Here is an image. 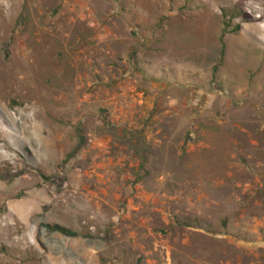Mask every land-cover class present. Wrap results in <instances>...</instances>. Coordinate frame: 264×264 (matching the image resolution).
Masks as SVG:
<instances>
[{"label":"rangeland","instance_id":"obj_1","mask_svg":"<svg viewBox=\"0 0 264 264\" xmlns=\"http://www.w3.org/2000/svg\"><path fill=\"white\" fill-rule=\"evenodd\" d=\"M262 28L255 0H0V264H264Z\"/></svg>","mask_w":264,"mask_h":264},{"label":"trees","instance_id":"obj_2","mask_svg":"<svg viewBox=\"0 0 264 264\" xmlns=\"http://www.w3.org/2000/svg\"><path fill=\"white\" fill-rule=\"evenodd\" d=\"M50 229L53 231H57V232L65 235V236H68V237L77 236L76 232H73L72 230L65 228V227H62V226H59V225L51 226Z\"/></svg>","mask_w":264,"mask_h":264},{"label":"bare ground","instance_id":"obj_3","mask_svg":"<svg viewBox=\"0 0 264 264\" xmlns=\"http://www.w3.org/2000/svg\"><path fill=\"white\" fill-rule=\"evenodd\" d=\"M256 2L264 3V0H255ZM259 33L262 35L264 39V28L260 29ZM264 42V41H263Z\"/></svg>","mask_w":264,"mask_h":264}]
</instances>
